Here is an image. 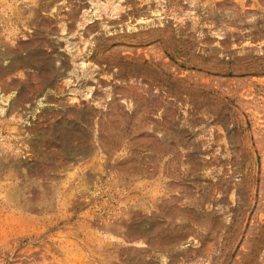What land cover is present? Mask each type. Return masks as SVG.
Returning a JSON list of instances; mask_svg holds the SVG:
<instances>
[{"label": "rangeland", "instance_id": "obj_1", "mask_svg": "<svg viewBox=\"0 0 264 264\" xmlns=\"http://www.w3.org/2000/svg\"><path fill=\"white\" fill-rule=\"evenodd\" d=\"M0 264H264V0H0Z\"/></svg>", "mask_w": 264, "mask_h": 264}]
</instances>
